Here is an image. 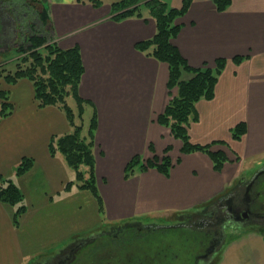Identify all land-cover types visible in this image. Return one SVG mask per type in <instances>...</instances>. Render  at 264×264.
<instances>
[{"label":"crops","instance_id":"crops-1","mask_svg":"<svg viewBox=\"0 0 264 264\" xmlns=\"http://www.w3.org/2000/svg\"><path fill=\"white\" fill-rule=\"evenodd\" d=\"M17 1L22 0H0V7L3 10L6 5L11 7V14L14 8L10 4L16 5ZM147 1L139 3L142 17L115 21L111 14L112 1L105 4L103 0L102 7L95 8L76 0H42L43 6L49 9L58 46L62 49L78 46L81 50L85 74L79 95L91 103L85 105V111L91 109L92 114L96 113L93 154L97 177L100 179L116 172L122 178L127 163L135 155L145 159L151 158L154 152L158 156L169 154L175 163L169 176L156 169L142 172L137 168L136 177L126 182L130 183L137 216H124L121 222L145 219L150 214L167 219L171 214L194 211L226 198V191L242 176L238 158L246 160L264 155V0H232L231 6L223 12L217 9L213 0H190L188 11L176 20L181 29L173 44L190 66L214 67L216 61L227 60L213 100L198 102L197 119L191 120L189 125L193 143L217 144L212 149L224 150L226 154L233 149L235 159H230L220 172L215 171L207 153L183 155L180 151L182 142L174 139L170 129L157 121L172 95L167 87L168 65L135 48L140 41L151 39L157 31L151 12L143 10L147 9L144 4ZM161 1L169 8H181L185 0ZM7 37L9 39L7 26L2 20L0 43L8 44V47ZM12 52L15 53L13 50L1 51L0 62L10 58ZM17 57L20 56L16 54L14 59ZM235 57L244 60L235 64ZM2 90L8 93L14 112L0 122V179L10 178L19 186L24 194L25 211L15 224L14 214L18 207L0 201V264H27L20 238L24 224L29 223L32 216L38 218L44 209L47 213L43 214L40 223L36 220L35 225L44 227L46 234L47 215L53 216L56 207L64 214L69 213L71 202L75 209L76 190H90L78 187L64 156L49 153L53 136L72 133L64 111L56 106L39 107L32 82L27 78L14 84L2 78L0 92ZM238 122H245L248 128L244 137L235 141L231 130ZM168 147H171L169 152L166 151ZM29 157L34 159L33 167L26 174L16 176L17 165ZM105 188H102L105 197L101 194L107 204V196L118 188L113 184ZM29 228L27 226V230ZM163 233H158L160 245L163 244L161 239L170 241L174 238L170 243L173 247H169L172 257L158 261L154 254H147V257H155L154 264L174 259H180L183 264L197 262L193 255L177 258L186 250L192 251L191 247L186 246L185 250L181 247V243L189 240L190 232L172 236L168 233L162 237ZM55 244L49 248L59 245ZM139 253V250L127 251L122 264H139ZM222 254L219 264H264V235L262 232L243 233L230 240ZM33 258L29 257V260ZM48 259L41 258L40 263L45 264ZM206 262L201 259L196 264Z\"/></svg>","mask_w":264,"mask_h":264},{"label":"trees","instance_id":"trees-1","mask_svg":"<svg viewBox=\"0 0 264 264\" xmlns=\"http://www.w3.org/2000/svg\"><path fill=\"white\" fill-rule=\"evenodd\" d=\"M21 2L22 4L18 3L16 5L23 10L22 5L26 3L33 15L31 18H26L29 22L28 26L18 34L20 38L22 37V45L13 50L20 56L16 63V70L13 72L7 71L3 68L4 65H1L0 79L3 78L9 84H14L21 79L27 78L32 82L34 98L37 100L39 107L56 106L64 111L72 127V133L61 137L53 136L49 143V153L51 156L56 154L64 156L68 167L75 173L76 182L79 183L78 187L90 190L101 204L103 201L95 185L96 166L95 155L93 154L96 144L94 142L97 128L96 113L94 112L88 128L85 129L83 115L85 105L90 102L79 95L80 83L85 74L81 50L78 46L70 49H62L58 46L57 42H55L49 9L43 6L42 0H22ZM76 2L88 3L95 8H100L103 5V0H76ZM140 2L141 0H112V19L120 21L132 16L142 17L141 12H139ZM213 2L221 12L226 11L232 4V0H213ZM144 4L155 20L157 31L151 39L140 41L135 48L168 65L169 78L167 87L172 95L164 112L157 116V121L164 128L170 129V134L174 139L182 142L180 151L183 155L195 152L207 153L211 161H213L215 171L220 172L229 161L226 152L221 149L213 150L212 146L214 144L200 145L193 143L189 136V125L191 120L197 119L196 105L198 102L201 100H213L216 85L220 75L226 68L227 60L222 58L216 61L214 67L203 65L199 66V68H194L182 57L179 48L174 46L173 40L178 36L181 29L176 20L184 16L188 11L190 0H185L181 8H169L161 0H150ZM10 6L15 7L14 3L10 4ZM20 8H17V10ZM19 13L23 14L24 11ZM26 20L24 19V21ZM1 45L2 43H0ZM243 60L242 57H235L233 63L240 64ZM70 97L75 98L77 111L70 107L68 103ZM13 109V104L8 100V93L2 90L0 92V122L5 117L12 115ZM247 128L245 122H238L231 130V137L235 141L241 140L246 134ZM170 149L171 147H168L166 151L169 152ZM171 159L169 154H164V156L154 155V157L145 158L144 160L140 156H136L127 164L125 176H129L134 172L135 167L142 172L156 169L163 175L169 176V171L175 164L172 163ZM33 165V158L22 159L16 167V176L26 174ZM83 167L86 168V171L82 170ZM70 184L71 182L68 183V186ZM23 197V192L10 178L0 179V201L5 205L18 207L14 214L15 224L19 223V217L25 211V206L22 204ZM215 203L212 202L200 208L205 210L206 207ZM200 208L194 211H202ZM187 223L190 224L186 225ZM187 223H185V226L178 228L190 232L187 243H181L183 246L187 244L188 247L192 248L189 255H193V259L197 260V262L201 259L206 260L205 264H212L213 257L219 256L220 258L221 252L226 246V244L222 245L221 251H218L220 243L218 240L220 236V239H223L224 231L222 230V225L224 226V224L218 223L215 225L213 218L190 219ZM117 228L121 231L107 234L114 236L127 232L135 236L137 251L139 250L145 255H149V253L155 255L159 249L169 247L158 243V233L161 231L168 233V231H172L170 229L164 231L156 229L154 226L145 228L143 225L134 224L130 220L123 222ZM215 232L218 235L215 236L213 234ZM80 240L82 241V239ZM148 258L150 260L149 264H154L153 259L155 257L149 256ZM156 260L159 261L158 258ZM197 262H194V264ZM161 264L170 263L163 261Z\"/></svg>","mask_w":264,"mask_h":264},{"label":"rangeland","instance_id":"rangeland-1","mask_svg":"<svg viewBox=\"0 0 264 264\" xmlns=\"http://www.w3.org/2000/svg\"><path fill=\"white\" fill-rule=\"evenodd\" d=\"M108 1L111 2L112 0H104L105 4H109ZM148 1H150V0H148ZM17 2L21 3V1H17ZM4 7L3 8L5 10L0 11V16H2V18H0V23H2V20L4 21L5 25L7 26V30H8V34H9V39L7 41H9V40H11V41H10L8 47H3L4 46L3 44L0 46V54H1V51H2V53H4V51L11 52L12 50L20 47L23 43L21 41L22 37L20 38V36L18 35V34H20V30L14 28L12 26V23H11V26L8 25V23L10 22L8 17H11V16L14 17V14H15L14 9H12L11 14H10L11 7L9 8V6H7V5ZM19 8H20V6H19ZM22 8H24V9L21 10V8H20L19 10H16V12L24 11L25 13H27V15H28L27 17L31 18L33 14L29 11V9H30L29 6L26 3H24L22 5ZM143 10H145V12H146V10L149 11L148 8L147 9L143 8ZM7 14H9V15H7ZM20 18H24L23 14L20 16ZM71 29H73V28H71ZM13 37H15V38L13 39ZM55 42H56V40H55ZM16 54L17 53L12 52V54L10 55V58H7L6 60H1L0 66L4 65L3 68H5L7 71L8 70L15 71L17 68L16 63L18 62V59H20L19 57L14 59ZM68 103L72 109H75V111H77L76 100L74 97L73 98L70 97L68 99ZM92 116H93V114L91 112V109H88L87 111H85V113L83 115L85 129L88 128V125L91 121L90 119L92 118ZM216 145L217 144L212 146V148L215 147ZM229 148H231V147L229 146ZM154 155H156L155 152H154ZM154 155L152 157H154ZM136 156H139V155H135L134 157H136ZM160 156H164V154L160 155ZM234 156H235V153H234L232 148H231V152L227 151L228 160H230V159L234 160L235 159ZM236 156L237 157L239 156L238 153L236 154ZM134 157L128 163H130L134 159ZM140 157L144 160L143 156L140 155ZM262 157L254 158V159H246V160H242L241 157H239L238 160L242 164V170H241L242 176L241 177H246V178L251 177V175L264 162V155ZM173 162L174 161L172 160V163ZM95 166H96V164H95ZM82 170L86 171V168L83 167ZM125 171H126V168L124 170L122 178L120 177V174L114 172V174H111V175L106 174L105 177L100 175L102 178H105V179H102V178L99 179V177H97V173H96L97 169H96L95 185H96V188L98 189L99 196H101V199L103 202L100 204V202L97 200V198L95 197V195L91 191H84L83 192L82 190H76L77 196L75 198V209L73 208V202H71V201H70L71 202V210L69 213L64 214L62 212V210H60L58 207H56V213H54L53 216L47 215V217L45 218V226H47L46 234L44 232V227H40L39 225H35V221L39 220L38 222L40 223L43 214H46L47 211L42 209L39 212L40 216L38 218H35L32 216L31 221L29 223L26 222L27 224L26 223L24 224L22 231H21V237H20L22 239V251H24V255L26 257L27 264L40 263L41 258H44L46 260L49 257H52L58 250H59V252H60V250H62L64 253L62 254V252L61 253L58 252V253H56V255L68 256V254H70V252L67 253L68 248H70V247L76 248V246L78 247L79 245H81L80 242L85 241V240H87L86 245H85V246H87L90 238H94V236H96L97 238L102 237V232L108 233L109 231H111V229H109V227H113L114 226L113 224L121 225L123 223L121 221H123L124 218H129L127 215H132L131 218H136L137 215L135 216V213H136L135 203H133V199H132V196L130 194L131 193L130 183H126V182H130L132 179H134L136 177L137 167L134 168V172H132L129 176H125L126 175ZM74 176H75V173H74ZM76 183H78V182H76ZM111 184L115 185V187L118 189H117V191L115 189V191L112 192L111 195L107 196L106 199L108 200V203L106 204V202L104 201L105 195L102 192V188H105L106 185L109 186ZM237 185H240V184L237 183ZM101 193L103 194L104 197L102 196ZM226 193H227V191H226ZM34 204H36V203H34ZM114 204L117 206H115ZM217 205H219V204H217ZM216 207L217 206L215 204H213V205L206 207L205 210H202L200 208L202 211L196 210V211H190L191 213H186V214L185 213L171 214V216H169L167 219H164V218L158 219L157 215L150 214L148 216V218L135 219L133 221V223L136 224V223L140 222L143 225V227H145V228L146 227L148 228L149 226L150 227L154 226L156 229L164 230V231H167L166 229L177 230V231L181 232V234H182L183 233L181 231L182 229H179V228L177 229V226L181 227L182 226L181 222H184L185 219H187V220H185L187 222L190 219L195 220V219H199V218H203V219L213 218L215 221H217L218 219H216V218L218 215L224 216L223 212H220V210L218 209L219 207H217V208ZM36 208H37V204H36ZM180 215H183V216H180ZM124 216H126V217H124ZM122 217H124V218H122ZM176 219H179V221H177ZM180 219H182L183 221ZM188 224H190V223H187L186 225H188ZM111 225H113V226H111ZM27 226H30V228L28 230H27ZM224 226H226V229L223 228V225H222V230L224 231L223 232L224 235H223V239H220L221 238V236H220V238L218 240V242H220L218 251H221L222 245L224 246L225 244L230 242V240H232L233 238L235 239L239 236H242V234H243V232L238 234L237 230H232V229L229 230V227L227 226V224H224ZM127 234L128 233H125V235H127ZM128 235H130V234H128ZM62 236H63V239H61ZM51 237H53V238H51ZM67 237L68 238L71 237V238L67 239ZM80 239H82V241ZM130 241L131 242L126 241V243H124L123 245H126L128 243H132L134 247H132L130 251L136 252L137 247L135 246L136 243H135L134 239L132 238V239H130ZM115 242L116 241L111 242L108 245H103L102 247L95 245L96 247L93 248L94 250H93V252H91V258L89 260L92 259V260L96 261L95 258H97V257L100 258V256L103 255L104 252L108 251V248H111V250L114 249L115 248L114 247ZM53 244H55V246L57 244H59V245H57L56 248H49V246L51 247V245H53ZM82 247H83V245H82ZM119 248L120 247H118L117 249L119 250ZM96 253L98 254L97 257H96ZM222 253H223V251L221 252V254ZM56 255H55V257H56ZM33 256H34V258L32 260H29V257H33ZM222 256H223V254L220 255V258H219V256L213 257L212 263L214 262L216 264L217 263L219 264L221 259H222ZM45 257H47V258H45ZM55 257L53 259H55ZM168 257L171 258V256H168ZM53 259L52 260L48 259L47 261L52 264V262H54ZM219 259H220V261H218ZM109 261L110 260H108L107 262H109ZM97 263L98 264L99 263L100 264L106 263V260L105 259H98Z\"/></svg>","mask_w":264,"mask_h":264},{"label":"flooded vegetation","instance_id":"flooded-vegetation-1","mask_svg":"<svg viewBox=\"0 0 264 264\" xmlns=\"http://www.w3.org/2000/svg\"><path fill=\"white\" fill-rule=\"evenodd\" d=\"M17 8H19V6L15 5L14 7L15 12ZM1 10L4 11L2 7H0V11ZM21 15L22 14L20 13L18 14V12H16L14 17L13 16L8 17L10 20L8 25L11 26V23H12V26L14 28L20 31L23 30L26 26H28L29 22L28 20L24 22V19H26L28 16L27 13L25 12L23 13L24 18H20ZM0 18H2V16H0ZM18 27H21V28H18ZM14 38L15 37H13V39ZM6 45L8 44H5L3 47H7ZM236 183H239L240 185L236 184L232 186L231 188H229L228 192L225 193L226 198H223V199L221 198L217 200V202L215 203V205L219 207L218 209L220 210V212H223L224 216L218 215L216 218L218 220L215 221L214 224L215 225H217L218 223L227 224V226L229 227V230L230 229L237 230L238 234L242 232L244 234L253 233V232H262L264 235V165H262V168H259L258 170H256V172L252 174L251 177L249 178L240 177ZM185 220L184 222H181L182 224L181 227L185 226V223H187V221L185 222ZM137 224L142 225L140 222H138ZM178 227L179 226H177V229ZM223 228L226 229V226H223ZM109 229H111V231L108 232L110 234H112L114 231H119V232L121 231L120 229L117 228V226L109 227ZM181 231L183 233L189 232L185 229ZM125 233L121 235L111 236V235H108L107 233L102 232V237L97 238L96 236H94V238H90L87 246H85L87 241L85 243L80 242L81 245H79L78 247L76 246V248L74 247L68 248L67 253L70 252L68 256L56 255V257L55 256L51 257L50 260H52L55 257V259H53L54 262H52V264H98L97 263L98 259H105L106 263H101V264H122L126 260L125 258H123V255H125L127 251H130L131 248L134 247L132 243L123 245L129 239L134 238L128 234L125 235ZM168 233L171 234L170 236L181 234V232L177 230L168 231ZM168 233L164 232L162 234V237H164L163 235H167ZM216 233L217 232L213 234L216 236L218 235ZM168 237L166 236V238ZM172 240H174V238H172ZM172 240L165 241L164 239L163 240L161 239V242L164 245H167L172 248L173 245L170 244L172 243ZM114 241H116L114 249L111 250V248H108V251L104 252L103 255L100 256V258L97 257L98 254L96 253V257H97L95 258L96 261L92 259L89 260L91 258V252H93L94 250L93 248L96 247L95 245L102 247L103 245H108ZM186 246L187 245H184L181 247L184 249V247ZM118 247H120L119 250L117 249ZM169 247L163 248L164 250L161 249V251H158L157 254H155L156 259L158 258L159 261L164 260L165 257L169 259L170 257L168 256H171L169 255V252H170ZM61 252L62 254L64 253L62 250H60L59 253ZM188 252L189 250H186L180 255H178V257L177 256L176 257L186 259L188 258L190 254V252L189 253ZM139 254H141L139 264H149V258L144 253H139ZM108 260L110 261L107 262ZM174 260L175 261H172L169 263L170 264H183L180 262V259L177 261L176 259ZM45 264H51V263L48 262Z\"/></svg>","mask_w":264,"mask_h":264},{"label":"water","instance_id":"water-1","mask_svg":"<svg viewBox=\"0 0 264 264\" xmlns=\"http://www.w3.org/2000/svg\"><path fill=\"white\" fill-rule=\"evenodd\" d=\"M212 264H215L214 262Z\"/></svg>","mask_w":264,"mask_h":264}]
</instances>
